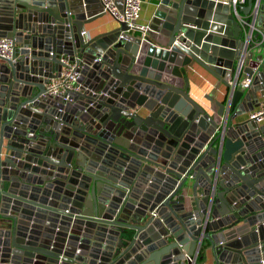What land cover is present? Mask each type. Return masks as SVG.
<instances>
[{
    "label": "water",
    "instance_id": "1",
    "mask_svg": "<svg viewBox=\"0 0 264 264\" xmlns=\"http://www.w3.org/2000/svg\"><path fill=\"white\" fill-rule=\"evenodd\" d=\"M101 15L0 0V264H264V123L231 124L264 97V0H159L143 35L90 37ZM190 61L224 106L188 97Z\"/></svg>",
    "mask_w": 264,
    "mask_h": 264
},
{
    "label": "crops",
    "instance_id": "2",
    "mask_svg": "<svg viewBox=\"0 0 264 264\" xmlns=\"http://www.w3.org/2000/svg\"><path fill=\"white\" fill-rule=\"evenodd\" d=\"M116 6L121 5V0H113ZM141 2L140 14L137 20L138 25H149L153 15L156 13L158 8L159 0H139ZM218 1V0H217ZM254 1L252 2V4ZM95 4H98L97 1ZM244 3L242 6H244ZM118 7V6H117ZM232 11H230L231 13ZM236 20H243L240 13H236ZM116 27V23L110 19L107 15L102 14L101 16L95 18L88 24L83 25V31L90 35V37H94L97 34L104 33L111 28ZM188 28H192L190 26H185ZM258 33L264 36V23L260 25L258 28ZM246 30H244L243 35L245 36ZM255 33V32H253ZM258 36V40H260L261 36ZM165 39L163 38L162 41ZM264 45V41L262 43ZM157 47H161L159 44H154ZM180 71L183 72V77L186 79L187 89L186 93L189 98H191L194 102L201 104L202 106H207L208 102L204 99L205 97L210 98L212 102H219L223 106V94L224 87L215 81L208 73H206L203 69L198 67L193 62H189L185 67L180 68ZM257 102L259 103L258 107H254L252 111L256 110L259 107L264 106V97H258ZM211 114V113H210ZM249 113H245L242 116H239L233 119L231 124L234 122H242L247 119ZM264 123V122H263ZM262 123V124H263ZM200 190H197V197H199ZM202 245V244H201ZM185 257V256H184ZM187 264H214L211 258V255L207 248L199 250L194 258H189L186 260Z\"/></svg>",
    "mask_w": 264,
    "mask_h": 264
},
{
    "label": "built area",
    "instance_id": "3",
    "mask_svg": "<svg viewBox=\"0 0 264 264\" xmlns=\"http://www.w3.org/2000/svg\"><path fill=\"white\" fill-rule=\"evenodd\" d=\"M245 0H230L232 5H243ZM101 13L107 15L110 19L118 23H124L128 29L141 32L143 35L147 30V26L138 25L137 20L140 14L141 2L139 0H121L120 8L116 6L113 0H100ZM264 38L263 35H261ZM13 50L11 39L0 38V58L9 59ZM77 78L76 74L70 71H65L61 74L59 80L52 81L47 86V93L50 96H62L67 91L71 90L72 84ZM67 98L63 96L65 101ZM247 120L254 124H262L264 122V106L249 112Z\"/></svg>",
    "mask_w": 264,
    "mask_h": 264
},
{
    "label": "trees",
    "instance_id": "4",
    "mask_svg": "<svg viewBox=\"0 0 264 264\" xmlns=\"http://www.w3.org/2000/svg\"><path fill=\"white\" fill-rule=\"evenodd\" d=\"M254 0H252V2H253ZM244 3H246V0L244 1Z\"/></svg>",
    "mask_w": 264,
    "mask_h": 264
}]
</instances>
